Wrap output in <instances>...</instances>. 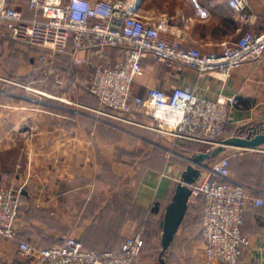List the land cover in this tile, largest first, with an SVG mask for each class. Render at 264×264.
Instances as JSON below:
<instances>
[{
  "label": "crops",
  "instance_id": "1",
  "mask_svg": "<svg viewBox=\"0 0 264 264\" xmlns=\"http://www.w3.org/2000/svg\"><path fill=\"white\" fill-rule=\"evenodd\" d=\"M28 1L10 0V4L30 16ZM229 1L141 0V12L165 19L168 39L206 54L221 51L223 44L237 41L249 29L264 32V0H248L249 10L257 15L253 23L242 22ZM61 61L54 70L62 86L55 91L73 103L47 105L45 110L0 104V191H21L19 240L49 248L74 237L87 249L117 251L127 238L141 234L145 248L136 264H152L145 231L162 238L160 223L193 154L182 150L184 143L174 138L138 126L131 132L126 127L133 125L99 120L90 110L97 107L96 100L86 92L73 93L66 70H60ZM72 74L84 79L92 69L74 66ZM151 86L167 93L181 87L210 100L236 98L238 103L228 104L230 123L225 138L243 127L254 129L255 134L264 132V58L244 64L224 82L219 75L200 78L190 68L181 70L149 57L142 62L133 92L144 97ZM130 119L144 122L143 118ZM31 128L37 132L33 134ZM230 149L212 164L229 155L231 178L245 185L253 197L264 199V147ZM170 151L180 155L183 163L176 162ZM207 177L206 172L201 180ZM197 216L189 204L186 223ZM182 228L188 230L181 226L175 239ZM242 234L251 243L238 264H264V205L247 210ZM178 253L182 255L183 249ZM0 264L33 263L20 255L18 241L0 240Z\"/></svg>",
  "mask_w": 264,
  "mask_h": 264
},
{
  "label": "built area",
  "instance_id": "2",
  "mask_svg": "<svg viewBox=\"0 0 264 264\" xmlns=\"http://www.w3.org/2000/svg\"><path fill=\"white\" fill-rule=\"evenodd\" d=\"M229 6L242 22L257 20L249 10L248 0H230ZM27 10L30 16L11 6L10 0H0V35L44 50L40 58L46 66H52L59 55L71 49V65H88L92 69L88 78L70 74L71 82L68 81L73 89L97 99L99 109L90 110L181 143L204 145L208 150L223 140L230 123L228 104L238 100H210L181 87L167 93L151 86L144 97L135 95L133 84L142 62L151 57L170 67L190 68L200 78L219 75L225 82L244 64L264 58V32L251 29L237 41L223 44L219 52L205 54L196 48H185L179 40L168 39L165 19L142 14L141 0H29ZM96 59L114 63L106 65ZM49 74H55V70L49 69ZM128 114L139 115L144 122L127 119ZM206 172V179L190 187V204L204 196V260L208 264H238L251 243L242 234L244 215L251 208L263 206L264 199L253 197L245 185L231 178L228 157H221ZM22 206L20 190L0 191V240L18 241L20 255L33 264H136L141 256V234L127 238L120 252L103 254L87 250L74 237L49 248L21 241L17 223Z\"/></svg>",
  "mask_w": 264,
  "mask_h": 264
},
{
  "label": "rangeland",
  "instance_id": "3",
  "mask_svg": "<svg viewBox=\"0 0 264 264\" xmlns=\"http://www.w3.org/2000/svg\"><path fill=\"white\" fill-rule=\"evenodd\" d=\"M44 53L41 48L32 46L28 43L17 41L9 37L8 35H0V104L6 105L8 103L24 104L32 109L45 110L48 106H55L61 104L73 103L69 97H64L56 93V89L61 87L57 81V73L49 74V69H55L54 66H46L41 61L40 56ZM29 63L30 66H20L21 63ZM20 67V68H19ZM20 69V71L18 70ZM18 72L21 75L18 77ZM73 70H66V76L71 82L70 74L73 75ZM27 74L26 76H24ZM5 80H3V79ZM52 78V79H51ZM73 93L80 95V92L73 89ZM13 94L14 96H10ZM47 94V95H46ZM9 95V96H8ZM26 97V98H23ZM48 105V106H47ZM82 110V109H81ZM99 120H107L112 125L116 123L113 120L107 119L98 113H93ZM127 129L135 130L136 127H126ZM34 129V128H33ZM125 129V130H127ZM37 130V129H36ZM37 131H33L35 134ZM135 132V131H134ZM32 134V135H33ZM233 136H237L235 133ZM226 133L223 134L222 139H226ZM232 137V136H230ZM229 138V137H228ZM205 151H208V147L200 146ZM231 150V149H229ZM176 162L183 163V158L180 155H176ZM225 157H229L226 155ZM212 166V163H211ZM210 166V167H211ZM209 167V168H210ZM196 203V202H194ZM193 202L191 204H194ZM193 221H188L185 225V229H181L178 237L173 241L170 249L165 254V260L168 264H204L203 256V239L201 236V225H200V213ZM150 229V226H146ZM181 234V235H180ZM146 247L147 250H151L152 264L157 263L162 253L161 235L155 237V232L145 231ZM183 249L182 255L178 253V249ZM208 264V263H206Z\"/></svg>",
  "mask_w": 264,
  "mask_h": 264
},
{
  "label": "water",
  "instance_id": "4",
  "mask_svg": "<svg viewBox=\"0 0 264 264\" xmlns=\"http://www.w3.org/2000/svg\"><path fill=\"white\" fill-rule=\"evenodd\" d=\"M259 147H264V132L246 137L232 136L223 139L215 148L206 152H196L187 160L186 169L181 175L180 182L160 223L162 253L157 264H167L164 254L170 249L185 220L192 194L190 187L201 180L211 163L223 155L227 149L253 150Z\"/></svg>",
  "mask_w": 264,
  "mask_h": 264
},
{
  "label": "trees",
  "instance_id": "5",
  "mask_svg": "<svg viewBox=\"0 0 264 264\" xmlns=\"http://www.w3.org/2000/svg\"><path fill=\"white\" fill-rule=\"evenodd\" d=\"M70 51H71V49H69L65 54H62V55H59L58 57H57V59H56V61L54 62V64L52 65V66H54V67H56V62L59 60H62L61 62H60V64H61V68H60V70L62 71V70H74V66L73 65H71L70 63H69V55H70ZM52 79V78H51ZM87 93V92H86ZM88 94V96H90V97H92L93 99H95L96 100V102H97V107L96 108H92L93 110H98L99 109V104H98V101H97V99L94 97V96H92L91 94H89V93H87ZM133 117V119H140L141 117L139 116V115H135V114H128V115H126V118L127 119H130V118H132ZM108 119V118H107ZM131 120V119H130ZM123 124V123H122ZM132 127H134V126H132ZM254 131V129H249V128H240L236 133H237V136H241V137H246V136H248V135H254L255 134V132H253ZM263 131H264V128H263ZM226 132V131H225ZM177 142L179 143V141L177 140ZM200 146H202V145H200V144H196V143H192V142H186V143H184V145H181L180 146V148L182 149V150H186V151H189V152H191L192 154H194V153H196L197 152V149H202V148H200ZM190 209L192 210H194V211H196L197 213H200V225L202 224V218H203V209H204V196L203 195H201L198 199H197V201H196V203H194V204H190ZM199 215V214H198ZM187 218H188V216H187ZM186 225V219L184 220V222H183V224H182V226H185ZM143 237V236H142ZM144 239V238H143ZM82 242V241H81ZM83 243V242H82ZM123 244V243H122ZM121 244V245H122ZM83 245H84V243H83ZM84 247H85V245H84ZM86 248V247H85ZM145 248V240H144V247H143V249ZM87 249V248H86ZM120 249H121V246H120ZM120 249L119 250H117V251H112V250H110V251H97V250H91V249H87V250H90V251H95V252H97V253H99V254H103V253H108V252H113V253H118V252H120ZM143 249H142V252H141V255H142V253H143ZM166 254V253H165ZM165 254H164V258H165ZM141 257V256H140Z\"/></svg>",
  "mask_w": 264,
  "mask_h": 264
}]
</instances>
